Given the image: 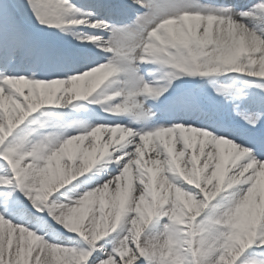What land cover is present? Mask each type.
Here are the masks:
<instances>
[{
  "label": "snow or ice",
  "instance_id": "obj_1",
  "mask_svg": "<svg viewBox=\"0 0 264 264\" xmlns=\"http://www.w3.org/2000/svg\"><path fill=\"white\" fill-rule=\"evenodd\" d=\"M0 264H264V0H0Z\"/></svg>",
  "mask_w": 264,
  "mask_h": 264
}]
</instances>
